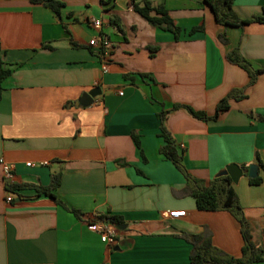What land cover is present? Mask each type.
Listing matches in <instances>:
<instances>
[{
	"label": "crops",
	"instance_id": "crops-1",
	"mask_svg": "<svg viewBox=\"0 0 264 264\" xmlns=\"http://www.w3.org/2000/svg\"><path fill=\"white\" fill-rule=\"evenodd\" d=\"M60 1L55 14L29 0H0V61L10 70L1 83L0 160L14 171L8 184L0 165V264H188L185 233L208 234L213 247L241 257L236 216L197 209L184 175L159 152L158 114L173 104L207 116L178 109L164 120L190 176L207 184L229 164L257 165L259 184L246 173L231 184L262 250L253 264H264V22L218 23L203 0ZM145 1L163 5L177 39L134 10ZM231 9L242 20L261 16L264 0H233ZM93 37L108 44L106 71L88 44ZM235 48L263 69L251 84L227 59ZM94 87L100 95L80 106ZM233 90L243 96L213 117ZM56 173L52 192L63 205L36 192ZM175 210L185 215H166ZM105 215L119 220L110 243L86 222Z\"/></svg>",
	"mask_w": 264,
	"mask_h": 264
},
{
	"label": "trees",
	"instance_id": "trees-1",
	"mask_svg": "<svg viewBox=\"0 0 264 264\" xmlns=\"http://www.w3.org/2000/svg\"><path fill=\"white\" fill-rule=\"evenodd\" d=\"M32 4H42L50 8L55 14H59L60 8L63 6V2L60 0H29ZM208 4L214 14V18L218 23H223L226 25L243 26L251 22H264V9L263 15L254 16L250 19L242 20L236 17L231 9L233 0H203ZM134 10L140 14L144 19H146L150 24L158 26L164 30L173 33L175 39L179 33V28L175 26L172 19L168 15L167 10L163 5L152 6L149 1H145L142 4H135ZM114 24L119 31L121 28L115 22V19L110 21ZM203 29V26L194 27L192 30ZM227 59L240 66L244 69L249 76L248 84L254 82L256 75L261 73L263 69H254L251 64L242 55L238 53V48H235L230 53L227 54ZM10 75V70L3 68L0 61V93H1V83L2 81ZM242 93L239 94L238 91H231L226 97L219 100L216 106V111L213 117L217 115L220 111L228 108V99L231 97L240 98ZM183 109L188 114L196 119H206L207 116L203 111H196L188 105L183 104H173L169 110H161L158 114L159 119V130L160 136L162 137L164 143L159 148V152L168 160H170L177 169L181 171L186 179L187 193L195 198L196 208L199 210L215 211V210H229L231 211L241 224V234L244 240V245L242 247V255L239 258H235L227 255L226 253L213 247L208 234H183L182 237L188 241L191 245V251L189 255L188 264H253L262 260V250L255 246L251 241V235L248 231L246 220L243 216L241 206L238 202L237 195L232 187L230 177L228 175L219 174L213 179H211L207 184L203 183L202 180L196 179L190 176L182 165L183 153L176 146L170 132L164 125V120L166 116L175 110ZM134 142L139 146L138 139L133 135ZM60 182V174H53L51 177V183L48 187H36L37 194H45L61 205H63L59 200H57L53 194V189H55ZM251 184H259L260 177L257 175L249 179ZM6 190L13 192L16 190L14 185H6ZM112 223L116 224L119 222L116 216H107Z\"/></svg>",
	"mask_w": 264,
	"mask_h": 264
},
{
	"label": "built area",
	"instance_id": "built-area-1",
	"mask_svg": "<svg viewBox=\"0 0 264 264\" xmlns=\"http://www.w3.org/2000/svg\"><path fill=\"white\" fill-rule=\"evenodd\" d=\"M91 25L99 29L102 25V22L99 19H91L90 20ZM89 45L95 46L98 50V54L102 60V70L106 71L108 67L107 59H108V44L104 39H101L100 37H93L88 42ZM121 94V92H120ZM41 164H46V162H42ZM0 165L2 169V178L3 181L10 184L14 178V171L13 166L10 163H7L3 160H0ZM29 166L30 163H27ZM12 200V197L10 195H7L5 197L6 202H10ZM166 215L170 218L172 217H180L185 215L184 210H175V211H169L166 213ZM87 226L89 230L94 231L99 234L100 240L102 242L110 243L113 241V237L116 233V227L115 224L111 222V220L105 216H90L87 219Z\"/></svg>",
	"mask_w": 264,
	"mask_h": 264
},
{
	"label": "water",
	"instance_id": "water-1",
	"mask_svg": "<svg viewBox=\"0 0 264 264\" xmlns=\"http://www.w3.org/2000/svg\"><path fill=\"white\" fill-rule=\"evenodd\" d=\"M101 90L100 87H94L90 89L87 92H83L80 98L78 99V104L80 106L86 107L90 105L93 102V99L100 95ZM258 167L256 164H249L245 168H241L237 164H229L225 167V169L222 171L221 174L223 175H228L230 177V180L233 183H236L238 178L243 174L246 173L248 177L253 178L256 176V171ZM125 225L124 224H117V227L123 228Z\"/></svg>",
	"mask_w": 264,
	"mask_h": 264
}]
</instances>
